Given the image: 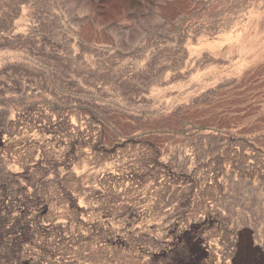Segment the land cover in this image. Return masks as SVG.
Returning <instances> with one entry per match:
<instances>
[{
    "label": "rangeland",
    "instance_id": "1",
    "mask_svg": "<svg viewBox=\"0 0 264 264\" xmlns=\"http://www.w3.org/2000/svg\"><path fill=\"white\" fill-rule=\"evenodd\" d=\"M237 258L264 264V0H0V264Z\"/></svg>",
    "mask_w": 264,
    "mask_h": 264
},
{
    "label": "flooded vegetation",
    "instance_id": "2",
    "mask_svg": "<svg viewBox=\"0 0 264 264\" xmlns=\"http://www.w3.org/2000/svg\"><path fill=\"white\" fill-rule=\"evenodd\" d=\"M248 254H250V251H248ZM235 262H236V264H240V262H239V259H238V258L236 259V261H235ZM238 262H239V263H238ZM248 262H249V263H247V264H255V262H253V261H250V258H249ZM258 264H262V263H260V262H259Z\"/></svg>",
    "mask_w": 264,
    "mask_h": 264
}]
</instances>
